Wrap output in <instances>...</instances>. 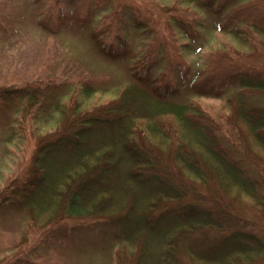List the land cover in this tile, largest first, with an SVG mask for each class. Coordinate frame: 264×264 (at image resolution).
<instances>
[{
  "label": "trees",
  "instance_id": "trees-1",
  "mask_svg": "<svg viewBox=\"0 0 264 264\" xmlns=\"http://www.w3.org/2000/svg\"><path fill=\"white\" fill-rule=\"evenodd\" d=\"M188 1L209 14L174 20L186 51L225 34L246 52L171 79L142 58L118 87L84 75L0 85L4 142L34 148L0 191V213H24L29 232L87 220L112 246L124 244L112 264H264V4ZM67 22L105 61L127 59L123 43L107 45L75 14L50 32ZM116 88L82 113L87 99ZM201 99L223 104L217 111Z\"/></svg>",
  "mask_w": 264,
  "mask_h": 264
},
{
  "label": "rangeland",
  "instance_id": "rangeland-1",
  "mask_svg": "<svg viewBox=\"0 0 264 264\" xmlns=\"http://www.w3.org/2000/svg\"><path fill=\"white\" fill-rule=\"evenodd\" d=\"M37 12L40 15L36 17ZM194 12L198 20H207L209 12L188 0H0V85L42 78L61 82L69 76L84 75L105 84L113 79L118 87L128 81L127 67L142 58L157 62V74L171 79L189 66L205 71L206 64L223 63L236 49L246 52L225 34H215L214 40L197 53L186 51L187 41L173 22H190ZM67 13L87 20L88 29L107 45L123 43L129 51L127 59L105 61L86 39L87 31L80 33L75 22H67L58 34L51 33ZM41 19L49 30L39 28ZM242 61L248 66L254 63L247 57ZM119 92L116 88L108 95L87 99L82 113L103 105ZM200 102L217 111L223 104L211 99ZM58 128L53 125L44 134ZM5 131L0 126V191L22 173L34 150L32 144L24 147L18 138L6 144ZM88 222L77 223L72 231L46 227L29 232L24 213H0V264H112L124 244L112 246Z\"/></svg>",
  "mask_w": 264,
  "mask_h": 264
}]
</instances>
